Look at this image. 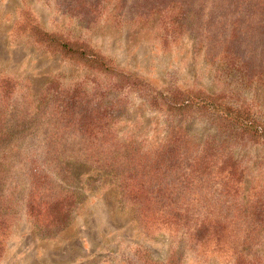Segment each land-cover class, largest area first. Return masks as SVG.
<instances>
[{"label":"rangeland","instance_id":"obj_1","mask_svg":"<svg viewBox=\"0 0 264 264\" xmlns=\"http://www.w3.org/2000/svg\"><path fill=\"white\" fill-rule=\"evenodd\" d=\"M165 8L178 11L172 18L185 21L182 30L163 32ZM146 13L145 23L133 20ZM203 20L221 39L212 46L216 59L195 42ZM36 26L158 91L202 87L264 122V0H0V264H232L234 247L264 264V221L242 244L248 221L240 218L233 248L200 245L184 229L146 224L118 171L106 166L113 150L125 149L121 168L142 172L135 158L180 125L191 141L234 156L246 200L252 186L264 195V141L233 140L205 120L178 122L149 109L108 70L36 43ZM157 170L143 177L151 188L179 178L171 167Z\"/></svg>","mask_w":264,"mask_h":264},{"label":"trees","instance_id":"obj_2","mask_svg":"<svg viewBox=\"0 0 264 264\" xmlns=\"http://www.w3.org/2000/svg\"><path fill=\"white\" fill-rule=\"evenodd\" d=\"M161 10L167 12L164 14V20H161L163 32L182 30L185 21L172 18L178 14L175 8L159 11ZM153 11L156 9H150V12ZM146 14L144 16L139 14L138 18L133 20H140L141 24L145 23L149 16ZM230 24L233 25L231 31L235 30L238 34L240 31L239 29L237 32L238 20H232ZM193 29L194 34L197 35L194 41L203 47L206 57L210 60L216 59L217 56L212 54V46L218 44L221 39L216 38L218 34L214 32L213 26L203 20ZM34 30L36 43L61 51L70 59L89 65L92 69L105 73L108 70V74L114 75L115 79L117 77L120 84H124L129 89H137L149 109H157V112L178 122L205 120L233 140L264 141V122L254 117L246 107L234 106L221 95L209 93L202 87L172 86L164 91H158L147 80L135 74L117 72V69L111 66V61L99 52H92L84 45L48 34L37 26ZM234 37L235 34L231 33L228 39ZM228 48L230 51L225 56H229L231 52V47ZM233 57L232 54L231 58ZM96 120L100 123V117ZM164 133L160 140L155 141V144L151 143L140 157L135 158V165L140 167L142 172L135 168L124 172L121 168L122 162H125L122 160L126 157L125 149L121 152L122 156H118L113 150L106 160L107 168L118 171L116 178H121L124 183L121 188L128 195V199L138 206L141 219L151 227H165L170 231L184 229L200 245L213 249H219L220 244L232 247L231 239L237 234L240 218L248 221L240 228L241 243H244L243 239L253 237L255 229L261 227L259 222L264 221L262 215L264 195L260 186H252L248 199H242L243 171L230 152L220 151L209 141L200 143L191 141L180 125H170ZM147 154L151 156L149 160H146ZM102 159L103 157L96 160L101 162ZM158 165L171 167V171L179 176L178 180L162 181L151 188L152 183L143 177H155L158 173ZM69 173L66 170V175ZM33 174L37 175V173ZM205 178L207 182H211L207 184L208 191L212 193L209 197L202 185ZM38 211L45 214L44 210ZM233 250L232 264H255L254 258L252 259L245 249L234 247Z\"/></svg>","mask_w":264,"mask_h":264}]
</instances>
